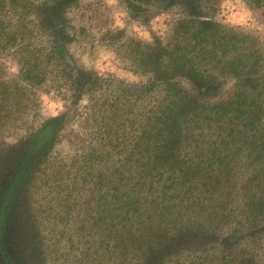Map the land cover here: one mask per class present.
<instances>
[{"label": "rangeland", "instance_id": "obj_1", "mask_svg": "<svg viewBox=\"0 0 264 264\" xmlns=\"http://www.w3.org/2000/svg\"><path fill=\"white\" fill-rule=\"evenodd\" d=\"M15 3L27 8L21 11L19 7L17 12L25 14V26L18 24L14 16L3 35L17 37L22 32L24 43H29L27 50H35L38 57V65H32V71L42 70L45 75L32 80L34 85L28 87L26 112L0 126V152L24 143L49 119L61 118L60 129L48 159L37 172L35 185L30 193L23 192L20 199L24 201L21 209L26 225L24 243L30 246L26 263L95 264L94 252L106 234L104 225L96 222L101 216L100 200L114 194L110 190L111 174L117 178L121 162L129 154L132 161L136 159L131 152L137 150L141 125L159 98L158 91L150 85L154 76L145 55L158 51L163 54L176 51L179 55L177 47L182 48L186 36L184 28L177 33L179 36L174 30L183 19L182 9L145 7L132 13L123 0H16ZM10 4L7 0L6 5ZM201 7L203 18L218 24L221 31L239 36L234 43L236 50L243 43L241 36H247L244 46L251 53L249 81L233 79L231 73L227 74L225 62L220 60L213 70L218 86L214 99L231 101L233 110L229 119L223 117L228 125L217 123L216 132L220 136H235L237 142L244 138L239 133L245 132L248 140L256 143L248 147L251 153L255 148L251 159L245 157L246 145L237 143L234 150L240 149L242 155L236 166L239 168L236 179L228 184L232 197L211 201L208 214L199 215L198 224L207 228L199 237L202 243L198 242H205L198 252L200 264H264V217L258 215L254 222L250 215L260 194L256 186L264 184V176L253 178L243 196L238 193L241 184L250 177L251 168L264 163V0L260 5L248 0H209ZM19 37L13 46L0 43V76L5 79L19 76L17 60L26 52L17 47ZM57 41L62 50L52 62L46 53ZM222 51L219 47L218 54H223ZM81 72L91 73L94 84L79 93L70 78ZM246 90L249 96L245 99L242 94ZM240 107L249 117L246 127L236 119ZM110 137L113 141H109ZM93 149L97 154L92 158ZM4 168H0V184ZM56 173L60 180L54 183L50 176ZM37 229L44 243L40 251L35 249ZM233 237L237 238L236 244H228L227 240Z\"/></svg>", "mask_w": 264, "mask_h": 264}, {"label": "trees", "instance_id": "obj_2", "mask_svg": "<svg viewBox=\"0 0 264 264\" xmlns=\"http://www.w3.org/2000/svg\"><path fill=\"white\" fill-rule=\"evenodd\" d=\"M8 1L12 5H6L7 0H0V43L13 46L20 36L17 47H20V52H26L18 57L20 68L16 79L0 76V126L7 119L14 121L15 115L26 112L28 87L34 85L32 80L45 75L42 70L32 71V65H38V57L35 50H27L29 43H24L22 32L17 37L6 38L3 35L8 21L14 16L18 24L25 26V14L17 12L19 7L21 11L27 8L19 6L16 0ZM123 1L132 13H139L145 7L164 10L180 7L183 19L176 23L174 31L179 36L177 33L184 28L186 37L182 48L177 47L179 55L176 51L169 54L147 52L145 55L152 67L149 71L154 76L150 85L158 91L159 98L150 116L141 125L137 150L131 152L132 155L135 153L136 159L132 161L129 154L121 162L117 178L111 174L113 186L110 190L114 194L108 198L103 196L100 200L101 216L96 222L104 225L106 234L98 242L100 245L94 252V262L200 264L198 252L204 248L205 242L201 244L199 237L207 228L198 224L199 215L208 212L211 201L232 197L228 184L236 179L239 169L236 166L242 155L240 149L234 150L239 145L237 143L246 145V158L251 159L255 153L254 147L252 153L248 147L256 142L248 140L247 133H239L244 138L237 142L234 141L235 136H220L216 132L217 123L228 125L223 119H229L233 110L231 101L217 102L214 99L218 86L213 70L217 69L219 60L225 62L227 74L231 73L233 79L243 83L249 81L250 72L247 70L250 68L251 53L248 46H244L249 38L241 36L243 43L237 49L240 52H237L234 43L239 36L231 31H221L218 24L201 16V5L209 0ZM248 1L260 5L262 0ZM219 47L223 48V54H218ZM59 50H62L61 44L58 41L52 43L46 57L55 62L60 55ZM227 52L231 55L228 56ZM91 75L78 73L70 78L71 85L81 93L94 84ZM182 81L188 87L183 86ZM242 96L246 99L249 92L246 90ZM237 111V121L246 127L249 120L247 111L241 107ZM60 122L61 118H51L21 145L0 152V162L3 161L0 168H6L0 184V264H28L26 252L30 246L24 243L26 225L21 215L24 201L20 202V199L23 192L30 193L31 186L35 185L37 172L49 157ZM109 141L113 139L110 137ZM96 154L97 150L93 149L92 158ZM260 163L251 168L250 177L241 184L238 193L242 196L253 178L264 176V163ZM57 176L58 173L50 176L54 183L60 180ZM256 187L260 189V194L250 211L254 222L258 215L264 217V184H257ZM35 234V249L40 251L44 245L42 236L38 229ZM236 241L234 237L227 240L230 245L236 244Z\"/></svg>", "mask_w": 264, "mask_h": 264}]
</instances>
